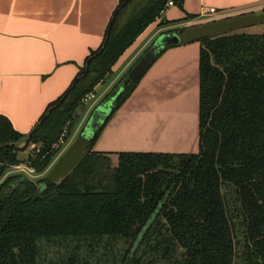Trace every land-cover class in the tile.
<instances>
[{"label":"trees","instance_id":"16d2710c","mask_svg":"<svg viewBox=\"0 0 264 264\" xmlns=\"http://www.w3.org/2000/svg\"><path fill=\"white\" fill-rule=\"evenodd\" d=\"M134 1L120 2L103 47L30 135L0 115V264H264V35L200 41L197 154L90 152L60 185L4 178L24 164L25 139L41 146L28 168L45 173L84 101L169 2L147 0L119 26ZM140 80L109 95L111 113L91 148ZM118 242L126 246L120 260ZM55 246L66 250L59 261L46 253Z\"/></svg>","mask_w":264,"mask_h":264},{"label":"crops","instance_id":"0c3cea01","mask_svg":"<svg viewBox=\"0 0 264 264\" xmlns=\"http://www.w3.org/2000/svg\"><path fill=\"white\" fill-rule=\"evenodd\" d=\"M121 1L0 0V115L18 133L30 135L49 107L73 86L88 59L103 47ZM128 8L121 12L119 26L126 21L122 18ZM166 8L114 64L102 82L106 83L102 95H97L96 87V99L90 106L85 103L84 120L102 106L96 107L161 35L264 12V0H169ZM210 9L216 12L209 15ZM200 50L196 42L164 52L112 117L91 152L197 154ZM79 128L77 123L71 144ZM128 129L135 137L151 135L152 141H138L137 147L122 144L119 138Z\"/></svg>","mask_w":264,"mask_h":264},{"label":"water","instance_id":"95a60500","mask_svg":"<svg viewBox=\"0 0 264 264\" xmlns=\"http://www.w3.org/2000/svg\"><path fill=\"white\" fill-rule=\"evenodd\" d=\"M262 24H264V12L250 13L192 26L186 28L181 34L161 35L130 71L128 78L122 86V91L131 83L139 81L155 63L156 57L165 49L168 50L182 45H190L204 39L224 37ZM111 108L112 106L110 104H105L94 111L86 126L87 132L84 135H80L74 145L48 175V179L52 184H62L90 154L92 149L91 139L95 131L98 130L110 115Z\"/></svg>","mask_w":264,"mask_h":264},{"label":"rangeland","instance_id":"374dc122","mask_svg":"<svg viewBox=\"0 0 264 264\" xmlns=\"http://www.w3.org/2000/svg\"><path fill=\"white\" fill-rule=\"evenodd\" d=\"M147 0H136L134 1L128 8V10L126 11V14H124L123 16V20L125 19L126 21H121L122 25H124V23H126L132 16H134L135 14H137L145 5H146ZM127 18V19H126ZM235 33H239V34H247V35H264V24L262 25H258V26H254V27H250V28H246L244 30L235 32ZM200 43V42H199ZM145 55V54H144ZM129 75V74H128ZM128 75L126 77H124L123 79H121L116 85L115 87L111 90V92L109 93V95L114 94L117 91H122V86L125 83L126 79L128 78ZM108 82V80H107ZM105 85L104 84H100L97 87L96 93L98 96L102 95L104 89H105ZM94 93V94H96ZM109 95H107L106 97H103L101 99V101L99 102V104L96 106H104L106 103V100H110V102L108 104H110V106H113L114 103V98L109 97ZM92 103V101H90L88 103V106H90ZM99 109V108H98ZM87 110H81L79 111V120L78 123L80 124V128L77 132L76 137L74 138V142L71 144V141L74 137V133L71 134V136L69 137L68 140H65V136L63 135L60 139V143L58 146H56V149H59V152L57 154V156L55 157V159L53 160V162L51 163V165L49 166V168L45 171V173L41 174V175H36L30 168H28L27 166V160L30 156V154L34 153V152H38L39 149H41L40 145H34V144H30L29 146H27L26 144V139L19 145L20 149H23V151H21L19 153V158L24 162L22 168V171H17L14 168H11L7 171L5 177L8 176H13V175H24L25 177H27L29 180L38 183L39 181L45 179L48 177V175L50 174V172L54 169V167L57 165V163L62 159V157L69 151V149L74 145V143L77 141V139L80 137V135H84L87 132V124L89 121V118H91V115L93 114L90 113L88 115V117L84 120V118L87 115ZM95 110V109H94ZM85 115V116H84ZM122 129L123 128L122 126ZM129 130V129H128ZM123 130L121 134V137L119 138L120 142H122V144L126 143V145H128L129 143L134 144L137 147L138 143L136 142H142L144 141V143H150L152 141V137L151 135H147L144 137H138V135L135 137L132 134V131L129 130ZM69 143V144H68ZM71 144V145H70ZM68 145H70L68 147ZM67 147V148H66ZM66 150V151H65ZM3 181V180H2ZM0 181V183L2 182ZM39 184V183H38ZM116 251V256L118 257V259L120 260L122 255L124 254L125 250H126V246L123 244V242H118V244L115 246L114 248ZM46 253L48 254V257H50L49 259L51 261H59L63 256L65 257L66 254V250L63 247L60 246H55V247H50L46 249ZM91 260V264H96V258H90Z\"/></svg>","mask_w":264,"mask_h":264},{"label":"built area","instance_id":"2783aa9c","mask_svg":"<svg viewBox=\"0 0 264 264\" xmlns=\"http://www.w3.org/2000/svg\"><path fill=\"white\" fill-rule=\"evenodd\" d=\"M216 11L215 9H210L208 11V14L211 15V14H214ZM96 99V95L95 94H91L90 96L87 97V99L84 101L86 104L89 103L90 101H93ZM15 170L17 171H22L23 168L21 166H17V167H14Z\"/></svg>","mask_w":264,"mask_h":264}]
</instances>
